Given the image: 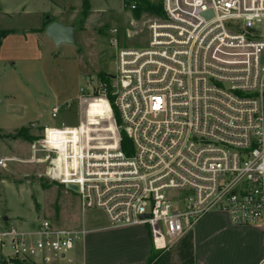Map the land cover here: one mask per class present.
<instances>
[{"label": "built area", "instance_id": "built-area-1", "mask_svg": "<svg viewBox=\"0 0 264 264\" xmlns=\"http://www.w3.org/2000/svg\"><path fill=\"white\" fill-rule=\"evenodd\" d=\"M159 4L144 47L113 41L116 85L99 88L108 109L103 117L87 112L75 128L44 127L27 164L39 162L42 177L76 186L82 213L101 211L108 229L146 227L161 253L210 214L257 227L264 264V0ZM88 91L91 82L78 102ZM113 108L118 124H109ZM60 111L54 108L51 118ZM94 122L113 130L99 136ZM87 234L83 225L60 228L48 219L26 230L0 224V260L56 264Z\"/></svg>", "mask_w": 264, "mask_h": 264}, {"label": "rangeland", "instance_id": "rangeland-1", "mask_svg": "<svg viewBox=\"0 0 264 264\" xmlns=\"http://www.w3.org/2000/svg\"><path fill=\"white\" fill-rule=\"evenodd\" d=\"M139 1L142 4L138 7L143 3L157 5L160 0ZM132 2L0 0V29L10 32L0 46L1 158L8 156L11 138L16 137L20 129L26 128L27 136L30 134L38 139L44 127L75 128L80 116L84 121L87 109L94 101L90 109L92 117H103L107 106L104 101L96 100L102 85L108 88L116 85L114 79L105 76L115 74L114 39L118 48H141L147 43V27L152 18L142 11L140 17H135L129 9ZM46 21L76 25L75 44L55 46L45 36ZM114 30L115 35L112 34ZM89 82L93 83V91H88V95L78 102L80 89ZM66 102H72L68 110L62 107ZM56 107L61 111L58 118L53 119L51 111ZM113 115L114 122L111 120L109 124H117L116 115ZM102 117L99 120H103ZM91 125L102 128L95 129L99 136L111 132L109 128L105 129L108 125L103 122ZM17 136L24 139L23 135ZM34 142L30 140L31 144ZM22 167L17 168L9 162L0 165V219L6 216L10 224L20 229H30L27 226L35 225L41 219H48L60 228H77L83 224L85 229L94 230L107 225L99 210L82 213L76 191L49 181L35 171L19 177L16 170ZM131 243L132 238L125 232H93L55 263L68 264L67 259L71 256L81 262L86 256L92 264L93 256H98V264H119V256H129ZM9 252L7 249L2 253Z\"/></svg>", "mask_w": 264, "mask_h": 264}, {"label": "crops", "instance_id": "crops-1", "mask_svg": "<svg viewBox=\"0 0 264 264\" xmlns=\"http://www.w3.org/2000/svg\"><path fill=\"white\" fill-rule=\"evenodd\" d=\"M40 133H42V131ZM15 136L16 137L11 138V145L7 150L8 156L6 158H13L16 159V161L9 163L15 164L17 168L22 167L23 165L22 169L16 170L19 173V177L34 171L40 173L42 168L41 164L39 162L34 165L27 164V160L31 156L30 140H33V142L38 141L41 134L38 136V139L32 138L30 134L28 136L26 135L28 137H24L26 140L19 138L17 134H15ZM5 217L0 219V224L12 225L9 223V219L4 221ZM36 225L37 224L27 227L33 228ZM97 231H108L111 233L125 232L132 238L131 255L119 256V264H146L151 249H154L151 244L149 231L146 227L142 228L139 226L108 229L106 225L103 228L88 230L86 237ZM191 233H193V254L195 264H258L262 259V231L257 227L232 226L225 215L210 214L206 216L196 225ZM69 259L77 260L74 256H71ZM96 260L98 261V256H93L92 264H98L96 263ZM113 261L115 262L118 260ZM81 262L83 264H90L87 261L86 256H83ZM114 264H117V262Z\"/></svg>", "mask_w": 264, "mask_h": 264}, {"label": "trees", "instance_id": "trees-1", "mask_svg": "<svg viewBox=\"0 0 264 264\" xmlns=\"http://www.w3.org/2000/svg\"><path fill=\"white\" fill-rule=\"evenodd\" d=\"M135 3L137 5V8L133 11V13H135V17H140L141 11L149 17H153L155 15L156 16L161 15L160 4L151 5L148 3H143L142 6L138 7V5L142 4L141 1L136 0ZM45 23L47 26L50 22L46 21ZM9 33H10L9 31L0 29V46L2 39L6 37ZM110 101H112L111 98ZM94 103L95 101L92 102L90 104V107L87 109V112L90 117H92L90 113V109L93 107ZM107 110L108 109L106 108L104 112H107ZM113 112L116 115L114 108H113ZM108 128L110 130H113V127L111 125H108ZM26 132L27 129L23 128L20 129V131L17 132V134L19 136L23 135V137L28 138L25 134ZM121 135L123 136L121 139V149L128 153L127 148L129 147V140L125 137L123 133H121ZM16 264H25V263L17 262ZM146 264H195L194 254H193V233H189L185 235L171 251L161 253L152 248L149 257L147 258Z\"/></svg>", "mask_w": 264, "mask_h": 264}, {"label": "water", "instance_id": "water-1", "mask_svg": "<svg viewBox=\"0 0 264 264\" xmlns=\"http://www.w3.org/2000/svg\"><path fill=\"white\" fill-rule=\"evenodd\" d=\"M131 1L135 2L136 0H131ZM76 29H77L76 25H64L59 22L52 21L45 27L44 32H45V36L50 41H52V43L55 46H60L63 44L74 45ZM105 76L110 79H115V75L105 74ZM68 189L72 191H77L76 186L73 185H69ZM7 220L8 218L5 217L4 221Z\"/></svg>", "mask_w": 264, "mask_h": 264}, {"label": "bare ground", "instance_id": "bare-ground-1", "mask_svg": "<svg viewBox=\"0 0 264 264\" xmlns=\"http://www.w3.org/2000/svg\"><path fill=\"white\" fill-rule=\"evenodd\" d=\"M98 100H100V99H97L96 101H98ZM101 101H104V100H101ZM105 102V101H104ZM106 104V103H105ZM107 106V105H106Z\"/></svg>", "mask_w": 264, "mask_h": 264}]
</instances>
